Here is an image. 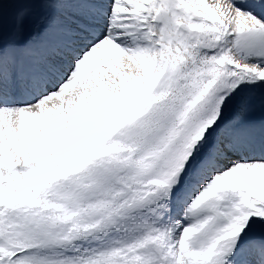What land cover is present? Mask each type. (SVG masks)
Masks as SVG:
<instances>
[{
  "label": "snow or ice",
  "instance_id": "6c2138e0",
  "mask_svg": "<svg viewBox=\"0 0 264 264\" xmlns=\"http://www.w3.org/2000/svg\"><path fill=\"white\" fill-rule=\"evenodd\" d=\"M0 264H264V0H0Z\"/></svg>",
  "mask_w": 264,
  "mask_h": 264
}]
</instances>
